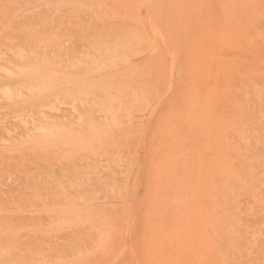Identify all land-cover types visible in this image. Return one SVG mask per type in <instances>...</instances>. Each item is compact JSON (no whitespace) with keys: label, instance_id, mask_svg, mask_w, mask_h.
<instances>
[{"label":"rangeland","instance_id":"obj_1","mask_svg":"<svg viewBox=\"0 0 264 264\" xmlns=\"http://www.w3.org/2000/svg\"><path fill=\"white\" fill-rule=\"evenodd\" d=\"M262 50L264 0H0V264H264Z\"/></svg>","mask_w":264,"mask_h":264},{"label":"bare ground","instance_id":"obj_2","mask_svg":"<svg viewBox=\"0 0 264 264\" xmlns=\"http://www.w3.org/2000/svg\"><path fill=\"white\" fill-rule=\"evenodd\" d=\"M149 1V0H148ZM141 3V2H140ZM143 3H145V2H143ZM135 6H136V4H135ZM186 8V7H185ZM136 10V9H135ZM28 25V24H27ZM160 26V25H159ZM154 30H156V28L154 29ZM160 30V29H159ZM163 30V29H162ZM39 31V30H38ZM158 31V30H157ZM154 32V31H153ZM152 31H151V35H152V33H153ZM161 32L159 31V38H161L162 37V34H160ZM155 34H157V33H155ZM172 35V34H171ZM161 36V37H160ZM171 37V36H170ZM172 38V37H171ZM152 39V38H151ZM161 39H163V37L161 38ZM177 40V39H176ZM24 41V40H23ZM153 42V41H152ZM161 42H163V41H161ZM177 43V42H176ZM175 43V44H176ZM178 45V44H177ZM176 46V45H175ZM157 47V46H156ZM178 47V46H177ZM156 49V48H155ZM154 49V50H155ZM175 49V47L173 48V50ZM153 50V49H152ZM170 50V49H169ZM176 51V50H175ZM151 53V52H150ZM262 53H263V50H262ZM176 54V53H175ZM174 54V55H175ZM264 54V53H263ZM263 54H261L262 55V57H264V55ZM170 54H168V56H169ZM260 55V56H261ZM172 56V55H171ZM256 58H257V56H256ZM261 58V57H260ZM261 59H263V58H261ZM260 60V59H259ZM170 61V60H169ZM264 61V60H263ZM171 62H173L172 61V59H171V61H170V63L169 64H171ZM255 62H256V60H255ZM260 62H262V61H260ZM174 63V62H173ZM260 64V63H259ZM264 65V64H263ZM262 65V66H263ZM169 66H171V65H169ZM259 66V65H258ZM260 68V67H259ZM263 68V67H262ZM72 69V68H71ZM261 69V68H260ZM105 70V69H104ZM29 72V71H28ZM52 72V71H51ZM50 72V73H51ZM171 72V71H170ZM5 73V72H4ZM7 74V73H6ZM11 74V73H10ZM9 74V75H10ZM52 74H53V72H52ZM170 74V73H169ZM168 76H170V75H168ZM54 77V76H53ZM64 77V76H63ZM49 78V77H48ZM55 78V77H54ZM70 78V77H69ZM55 80V79H54ZM67 80V79H66ZM81 86H82V84H81ZM4 89V88H3ZM88 89H89V86H88ZM5 90H6V88H5ZM78 94V93H77ZM79 95V94H78ZM80 96V95H79ZM83 96H85V95H83ZM159 98V97H158ZM112 101V100H111ZM80 103V102H79ZM81 104V103H80ZM80 107H81V105H80ZM109 114H111L112 115V113H109ZM216 114V113H215ZM113 117V116H112ZM114 118V117H113ZM116 122V121H115ZM117 123V122H116ZM118 125V124H117ZM216 127V126H215ZM42 131V130H41ZM44 131V130H43ZM105 134V133H104ZM77 135V134H76ZM89 135V134H88ZM96 135V134H95ZM91 136V135H90ZM99 136V135H98ZM72 139V138H71ZM74 140H75V138H74ZM77 140V139H76ZM81 140V139H80ZM98 140V139H97ZM222 155V154H221ZM219 156V155H218ZM228 160V159H227ZM211 186V185H210ZM126 223V222H125ZM127 228V227H126ZM120 252H121V250H120ZM41 254H43V253H41ZM134 264H136V262L134 263Z\"/></svg>","mask_w":264,"mask_h":264}]
</instances>
